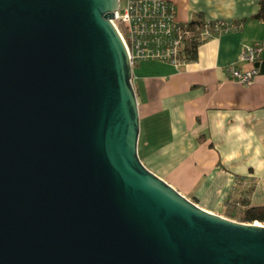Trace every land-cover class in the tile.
I'll list each match as a JSON object with an SVG mask.
<instances>
[{
  "label": "water",
  "instance_id": "obj_1",
  "mask_svg": "<svg viewBox=\"0 0 264 264\" xmlns=\"http://www.w3.org/2000/svg\"><path fill=\"white\" fill-rule=\"evenodd\" d=\"M117 0H0V264H264L137 153Z\"/></svg>",
  "mask_w": 264,
  "mask_h": 264
},
{
  "label": "crops",
  "instance_id": "obj_2",
  "mask_svg": "<svg viewBox=\"0 0 264 264\" xmlns=\"http://www.w3.org/2000/svg\"><path fill=\"white\" fill-rule=\"evenodd\" d=\"M181 22L229 20L241 27L197 48L196 60L175 68L141 61L131 83L143 165L199 207L221 213L227 199L250 188L249 206L264 204V50L251 84L227 78L242 47L264 41L260 0H167Z\"/></svg>",
  "mask_w": 264,
  "mask_h": 264
},
{
  "label": "built area",
  "instance_id": "obj_3",
  "mask_svg": "<svg viewBox=\"0 0 264 264\" xmlns=\"http://www.w3.org/2000/svg\"><path fill=\"white\" fill-rule=\"evenodd\" d=\"M111 22L125 46L131 69L141 61L168 63L178 68L188 61V46H198L208 39L236 30L240 22L201 20L181 22L176 18L174 5L167 0H117ZM123 28L124 35L120 31ZM264 50V41L242 47L238 61L225 67L227 78L251 84L258 72L255 61Z\"/></svg>",
  "mask_w": 264,
  "mask_h": 264
},
{
  "label": "trees",
  "instance_id": "obj_4",
  "mask_svg": "<svg viewBox=\"0 0 264 264\" xmlns=\"http://www.w3.org/2000/svg\"><path fill=\"white\" fill-rule=\"evenodd\" d=\"M254 19L264 21V0L259 1V7ZM197 44L188 46L186 49V58L188 61H195L197 55ZM251 190L247 188L246 194L239 200L227 199L225 208L221 211L227 218L235 219L239 222L253 223L259 222L264 225V204L249 206V196Z\"/></svg>",
  "mask_w": 264,
  "mask_h": 264
},
{
  "label": "rangeland",
  "instance_id": "obj_5",
  "mask_svg": "<svg viewBox=\"0 0 264 264\" xmlns=\"http://www.w3.org/2000/svg\"><path fill=\"white\" fill-rule=\"evenodd\" d=\"M120 31L123 33V35H124V30H123V28L121 27L120 28ZM219 215H221V216H223L224 217V215H222V213H219ZM227 218V217H226ZM229 219H231V218H229ZM231 220H234V221H237V220H235V219H231ZM257 223H259V222H257ZM261 224V223H260Z\"/></svg>",
  "mask_w": 264,
  "mask_h": 264
},
{
  "label": "bare ground",
  "instance_id": "obj_6",
  "mask_svg": "<svg viewBox=\"0 0 264 264\" xmlns=\"http://www.w3.org/2000/svg\"><path fill=\"white\" fill-rule=\"evenodd\" d=\"M256 224H259V223L256 222Z\"/></svg>",
  "mask_w": 264,
  "mask_h": 264
}]
</instances>
